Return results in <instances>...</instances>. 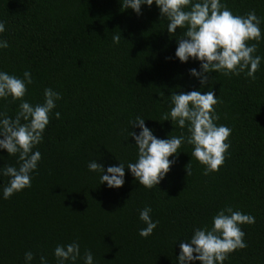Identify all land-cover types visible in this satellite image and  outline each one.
<instances>
[{
	"label": "trees",
	"instance_id": "trees-1",
	"mask_svg": "<svg viewBox=\"0 0 264 264\" xmlns=\"http://www.w3.org/2000/svg\"><path fill=\"white\" fill-rule=\"evenodd\" d=\"M221 3L238 16L254 10L262 20L255 80L246 71L212 72L202 86L189 71H200L201 61L181 62L175 55L185 29L170 35L155 0L142 5L141 14L122 9V0H0V41L8 42L0 48V72L20 79L31 73L23 99L33 106L45 102L46 88L61 94L42 142L33 148L42 158L30 174L31 187L8 199L3 187L10 177L2 170L19 168V154L0 148V264H41V256L59 264L55 248L73 242L80 245V257L64 264H85V251L93 264H179L180 243L190 242L197 228L210 230L213 217L229 206L254 216L255 223L240 225L247 247L230 253L224 264H264V0ZM193 90L217 96L214 122L231 129L225 161L205 175L206 166L192 157L194 146L185 139L169 157L175 163L166 177L146 188L127 168L138 160L129 133L141 129L132 121L142 117L160 139L187 138L189 122L180 128L162 117L170 113L173 92ZM20 103L0 98V113L14 118ZM93 160L105 172L124 163V185L101 184L102 173L88 168ZM146 207L159 222L147 238L139 235Z\"/></svg>",
	"mask_w": 264,
	"mask_h": 264
},
{
	"label": "clouds",
	"instance_id": "clouds-1",
	"mask_svg": "<svg viewBox=\"0 0 264 264\" xmlns=\"http://www.w3.org/2000/svg\"><path fill=\"white\" fill-rule=\"evenodd\" d=\"M154 0H122V9L131 8L141 14V6H152ZM160 9L162 18L169 21L167 31L175 35L177 28L185 29L178 38V47L175 55L181 62L189 58L201 61V70L190 69V74L199 78L202 86L209 83L212 72L224 75H246L252 80L256 79V72L261 63V57L254 55L258 43L262 39L260 24L261 18L255 11L246 16L234 15L227 5L221 0H155ZM5 31L4 22H0V33ZM115 44L120 43L121 36L115 33L112 37ZM257 43L249 46V41ZM7 41H0V48H7ZM24 79L7 72H0V98L11 96L12 101H21L19 111L14 118L4 113L0 119V148L6 149L9 155H18L19 168L6 166L2 170L4 176L10 177L9 183L3 187V197L10 198L14 193L31 187V173L37 169L42 156L39 151L33 152L35 145L43 140V132L50 123L49 114L56 107V100L61 99V94L51 88H46L45 102L33 106L23 98L27 92V84L33 83L31 73L24 72ZM214 79V78H213ZM171 110L162 117V121L169 120L180 128L188 124L190 133L187 138L170 136L168 139L157 138L146 124L145 119L136 117L132 125L138 126L139 134L130 132L138 148V160L129 163L130 169L136 180L146 188H153L163 180L171 170L175 160L169 157L178 154L182 143L193 145L192 157L205 165L204 174L219 171L225 161L230 144L228 140L231 129L214 122L219 119L215 115L214 105L218 103L217 96L211 91L173 92L170 96ZM56 118L60 113L56 112ZM170 116V118H169ZM187 176L192 174L191 163L185 166ZM93 172L102 173L101 184L107 183L109 188H119L125 183V165L120 162L118 166H109L105 172L104 166L96 160L88 164ZM126 205V204H125ZM152 209L146 207L140 212V220L146 227L140 229L139 235L147 238L158 225L153 222L150 213ZM255 223V217L234 211L232 207L222 209L213 217V227L197 228L190 238V242L180 243L179 264H190L199 260L202 264H224L228 255L237 249H244L247 244L244 240L245 232L240 225ZM55 256L59 264L64 261H76L80 257V245L77 242L67 246L58 245ZM34 254L25 253V260L32 261ZM41 264H47L46 257L41 256ZM85 264H93V255L90 251L84 253Z\"/></svg>",
	"mask_w": 264,
	"mask_h": 264
}]
</instances>
